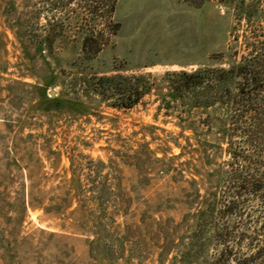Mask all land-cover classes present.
I'll use <instances>...</instances> for the list:
<instances>
[{
  "label": "rangeland",
  "instance_id": "1",
  "mask_svg": "<svg viewBox=\"0 0 264 264\" xmlns=\"http://www.w3.org/2000/svg\"><path fill=\"white\" fill-rule=\"evenodd\" d=\"M115 17L119 30L91 60L97 71L194 68L246 29L217 0H119ZM0 32V264H170L185 236L186 224L177 223L188 211V176L184 171L177 182L171 171L160 174L139 144L154 149L157 136L165 138L149 125L178 128L162 122L151 100L126 110L94 103L85 116L52 112L49 125L41 99L45 63L56 64V80L69 81L78 43L60 44L55 61L31 50L23 56L1 17ZM51 89L57 96L61 85L46 96ZM171 151L166 158L178 153ZM92 178L103 186L100 195L90 190Z\"/></svg>",
  "mask_w": 264,
  "mask_h": 264
},
{
  "label": "trees",
  "instance_id": "2",
  "mask_svg": "<svg viewBox=\"0 0 264 264\" xmlns=\"http://www.w3.org/2000/svg\"><path fill=\"white\" fill-rule=\"evenodd\" d=\"M181 1L200 5L206 0ZM217 1L233 11L237 23L245 21L243 33L234 30L231 44L207 63L157 73L93 68L91 60L119 30V0H0L2 23L23 56L31 50L56 61L60 44L78 43L69 81L56 80V64L45 63L41 99L49 125L52 112L85 116L94 103L126 110L151 100L165 117L162 122L178 128L149 125L165 138L157 136L161 142L154 149L150 142L139 144L160 174L171 171L177 182L184 171L188 176V211L177 223L186 224L185 236L178 238L170 264H264V0ZM55 84L61 85L59 95L46 96ZM173 148L178 153L166 158ZM183 155L185 160L173 163ZM166 161L172 162L169 169ZM92 176L98 178L99 170ZM93 178L90 190L97 188L100 195L103 186ZM164 222L157 223L163 233Z\"/></svg>",
  "mask_w": 264,
  "mask_h": 264
},
{
  "label": "water",
  "instance_id": "3",
  "mask_svg": "<svg viewBox=\"0 0 264 264\" xmlns=\"http://www.w3.org/2000/svg\"><path fill=\"white\" fill-rule=\"evenodd\" d=\"M48 94L50 97H54L55 96V90L54 89L49 90Z\"/></svg>",
  "mask_w": 264,
  "mask_h": 264
}]
</instances>
